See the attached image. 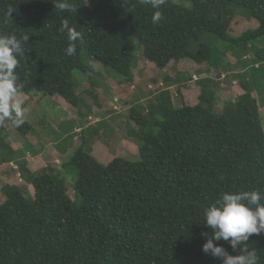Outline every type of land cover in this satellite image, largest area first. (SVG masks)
<instances>
[{
  "label": "trees",
  "instance_id": "1",
  "mask_svg": "<svg viewBox=\"0 0 264 264\" xmlns=\"http://www.w3.org/2000/svg\"><path fill=\"white\" fill-rule=\"evenodd\" d=\"M56 2L0 0V34L28 35L17 68L25 105L58 95L79 117L61 121L62 132L52 138L63 158L60 166L36 170L27 167L25 156L39 152L42 146L36 149L32 138L44 125L35 130L26 118L18 128L0 122V165L13 174L7 163L14 162L32 186L6 182L0 191V264H220L202 251V234L211 233L204 209L224 192H264V0H166L157 24L151 20L154 9L140 0H69L74 12H61ZM238 14L257 26L231 35ZM65 19L83 37L73 56L65 54L69 42L60 31ZM209 39L224 45L213 46ZM138 48L158 69L183 59L199 64L193 80L198 92L192 102L174 104L168 87L190 80L178 69L163 77L164 88L145 104H133L145 94L137 93L128 116L134 125L126 124L137 154L102 163L87 148L114 130L105 116L90 124L88 99L97 103L103 85L93 63L131 85ZM229 53L242 68L224 81L237 78L240 94L221 98V73L214 69L229 71L223 63ZM214 243L235 254L227 242ZM247 246L264 264V233L250 236Z\"/></svg>",
  "mask_w": 264,
  "mask_h": 264
},
{
  "label": "rangeland",
  "instance_id": "2",
  "mask_svg": "<svg viewBox=\"0 0 264 264\" xmlns=\"http://www.w3.org/2000/svg\"><path fill=\"white\" fill-rule=\"evenodd\" d=\"M257 24L258 23L255 19H248L245 15L242 16L238 14L231 21V35H239L249 27L255 28ZM206 41L213 46L220 47L224 45V42L214 39H209ZM236 53L239 55V52ZM136 54V68L134 69V72L137 77L131 86L128 83L122 82L123 78L117 72L110 70V73L108 70L106 73L100 63H93L94 70L103 74L101 77V82H103V85L97 89V103H94L91 99H88L90 105L93 108V118L90 117V119H92L90 120V124L100 121V117L105 116L109 127L111 126L114 130L110 137H103L101 135L100 137H95L92 141H90L87 148L90 150L89 152L102 163H107L114 156H122L126 158H134L136 156V140L130 137L128 134V127L126 124L129 121L130 125H134V120H128V116L130 107L132 106V101L134 100V96L137 93L142 92L145 94L144 96L140 95L138 100H135L133 104H138L139 102L145 104L147 100L146 97L148 95H154L159 90L164 88L163 77L168 73H173L174 76V73L178 71V69L184 71L185 74H187V79L190 80L189 82L181 80V83H175L173 86L168 87L173 94L174 104L176 106H180L182 102H192L198 92V88L194 84L195 81H192L191 79V76L193 78L195 75L198 76V65L194 64L193 60L183 59L182 61L176 62L173 65L171 62L164 69H158L153 63L145 61V59L142 57L141 48L137 49ZM225 57V59L223 58L224 64H233L232 67H229L228 65L229 69H227L230 72H235L236 70H240L242 68L240 63H238V57L236 55L229 53L225 55ZM142 65H144L146 68L140 67ZM220 81L223 80L220 79ZM80 82L82 83V86H86L82 76H80ZM230 85L231 84H227L225 81L220 83L219 96L221 98H234L236 94H240L239 83H237V86L234 85L235 87H230ZM177 89L180 90V93L178 94H176ZM260 91L262 93L260 97H263V100L260 102L264 103V84L260 86ZM254 94H256V92ZM220 106L221 103L218 104V107ZM25 107L28 109L25 118L28 119L32 125H34L35 130L44 125L43 133H39L40 135L36 134L32 138L36 149L40 146L42 147L39 149V152L36 155H31L29 153L26 154L25 157L28 162L27 167L29 169L36 170L46 166L48 163L60 166L61 162H63V158L61 157V161L59 160V153L55 149L52 138L62 132V129L59 128L61 121H64L70 117L71 118L69 120L79 119V117L75 115V108L70 106V104L66 103L59 96H46L43 98L42 104L36 105V103L29 102L25 105ZM260 116L264 129V104L261 107ZM39 120L41 121V126L37 123ZM2 123L6 124L4 121H2ZM70 125L71 123H69L68 127H70ZM76 130L78 131L79 128ZM13 131L14 130L12 129V132ZM101 131L104 130L102 129ZM10 141L12 146L16 147L19 145L17 141L13 140L12 135L10 136ZM73 142L74 146L78 145L80 142L79 136L75 137ZM41 143H43V145H41ZM69 151H72V149L69 148ZM7 164L13 166L14 173L7 174L5 172L6 165H0V191H2V188L6 182L19 184L21 185L20 187L22 189L32 190L31 184L23 181V177L19 172L18 166L14 162H8ZM71 197H73V195ZM1 201H4L2 193H0V202Z\"/></svg>",
  "mask_w": 264,
  "mask_h": 264
},
{
  "label": "clouds",
  "instance_id": "3",
  "mask_svg": "<svg viewBox=\"0 0 264 264\" xmlns=\"http://www.w3.org/2000/svg\"><path fill=\"white\" fill-rule=\"evenodd\" d=\"M140 2L154 9L151 16L153 24L159 23L164 18V13L160 9L165 5L166 0H140ZM54 7L61 12L69 10L74 12L76 9L69 0H57ZM13 11L14 9L9 8L7 15L11 17ZM60 31L67 33L69 42L65 54L75 55L76 42L82 41V33L74 26H70L67 19L62 22ZM27 42V34L20 36L15 33L0 34V122L10 121L16 128L25 123L28 111L17 73L20 59L25 55L24 45ZM194 64L199 67V64L195 62ZM230 66L233 64L230 63ZM225 68L224 66L222 70L221 67L219 70L214 69L216 73L222 72L221 82H224L225 77L230 73L224 70ZM195 78L196 75L194 78L191 76L192 81ZM237 83V80L232 79L231 86L235 87ZM62 99L66 102L64 98ZM203 215L204 225L211 229V233L207 231L202 234L205 238L202 251L205 254L219 259L220 264H259L260 257L257 250L250 249L247 244L250 236L264 233V192L259 190L224 192L204 209ZM214 241L227 242L235 254H230L225 247Z\"/></svg>",
  "mask_w": 264,
  "mask_h": 264
}]
</instances>
